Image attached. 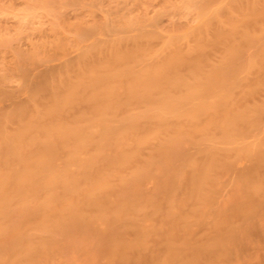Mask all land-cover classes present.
Listing matches in <instances>:
<instances>
[{"label": "bare ground", "instance_id": "bare-ground-1", "mask_svg": "<svg viewBox=\"0 0 264 264\" xmlns=\"http://www.w3.org/2000/svg\"><path fill=\"white\" fill-rule=\"evenodd\" d=\"M181 1L184 33L88 25L113 36L23 71L27 97L0 110V264L78 247L89 264H231L264 234V0Z\"/></svg>", "mask_w": 264, "mask_h": 264}, {"label": "rangeland", "instance_id": "rangeland-1", "mask_svg": "<svg viewBox=\"0 0 264 264\" xmlns=\"http://www.w3.org/2000/svg\"><path fill=\"white\" fill-rule=\"evenodd\" d=\"M45 3L47 6H44ZM30 5L35 6L37 15L33 21L26 23L21 17ZM192 8L189 4L186 7L181 0H0V90L16 94L15 98L0 95V110L11 108L15 101L27 97L23 71L30 74V80H37L51 65L58 67L62 61L64 63L76 57L80 48L94 38L108 39L113 36V32L101 30L95 37H86L79 28L88 25L101 27L126 17H139L142 20L145 18L146 21H143L146 24L155 21L156 29L170 36L184 33L196 24L194 15L197 12ZM131 30L130 33L136 32L134 28ZM244 164L240 163L239 167ZM150 184L153 186L149 183V188ZM220 195L221 203L230 202L232 186H226ZM256 236L245 252L235 257L231 264H264V234ZM75 250L62 259L68 264L91 262L93 253L88 248L78 247Z\"/></svg>", "mask_w": 264, "mask_h": 264}]
</instances>
